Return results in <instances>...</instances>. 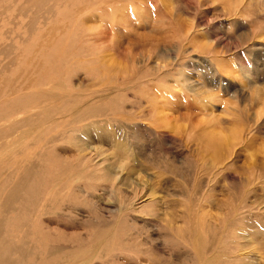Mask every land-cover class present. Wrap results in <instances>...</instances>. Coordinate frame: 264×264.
Wrapping results in <instances>:
<instances>
[{
    "label": "rangeland",
    "instance_id": "obj_1",
    "mask_svg": "<svg viewBox=\"0 0 264 264\" xmlns=\"http://www.w3.org/2000/svg\"><path fill=\"white\" fill-rule=\"evenodd\" d=\"M0 228L11 264H264V0H0Z\"/></svg>",
    "mask_w": 264,
    "mask_h": 264
},
{
    "label": "bare ground",
    "instance_id": "obj_2",
    "mask_svg": "<svg viewBox=\"0 0 264 264\" xmlns=\"http://www.w3.org/2000/svg\"><path fill=\"white\" fill-rule=\"evenodd\" d=\"M24 184H25V179L23 178L21 180V182L19 183V185L13 189L11 196H13L17 191H19L18 189L21 186H24ZM0 264H11V262L9 261L8 253L6 251L4 253L0 254Z\"/></svg>",
    "mask_w": 264,
    "mask_h": 264
}]
</instances>
